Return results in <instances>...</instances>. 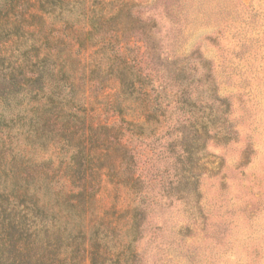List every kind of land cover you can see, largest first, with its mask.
Here are the masks:
<instances>
[{
	"label": "rangeland",
	"instance_id": "rangeland-1",
	"mask_svg": "<svg viewBox=\"0 0 264 264\" xmlns=\"http://www.w3.org/2000/svg\"><path fill=\"white\" fill-rule=\"evenodd\" d=\"M129 1L116 62L81 44L96 1L0 0V264H264V0ZM38 106L134 122L135 185L93 163L73 201L71 145L39 136Z\"/></svg>",
	"mask_w": 264,
	"mask_h": 264
},
{
	"label": "trees",
	"instance_id": "trees-1",
	"mask_svg": "<svg viewBox=\"0 0 264 264\" xmlns=\"http://www.w3.org/2000/svg\"><path fill=\"white\" fill-rule=\"evenodd\" d=\"M58 1L61 4L65 3V1H68L69 4L71 3V0ZM82 1L85 4V2L89 0ZM95 1L98 5L92 6L89 14V29L87 32H85V37L81 40V44H111L113 46V48H111V51H114L116 53V62L117 60H121L122 58L124 60L126 58L125 46L121 44L120 35H124V39H126V41L124 42L127 45L132 43V36H126V34L130 30H132L133 26V20H130L132 16L128 13V10L130 11L132 9V7H130V1L94 0V2ZM44 9L45 8H43V10ZM127 65L128 64L125 63L124 67L121 68V71H125L126 74L127 71L125 69H127ZM78 72L79 70L77 69V73ZM75 76L76 73L74 74L73 70L72 74L70 75L71 80L69 81L70 88L72 90L71 99L73 105L80 106L81 103H84V100L80 99L79 101H76V97L79 96V94L74 87ZM127 82L134 90L131 93L134 94L139 83L138 79H128ZM118 98L119 95L114 98L111 103L113 106L121 108V102ZM65 100H68V102H70L68 96H65ZM135 100H138L139 105L143 108L144 111H146V113L150 117L156 118V111L154 112L155 108L151 103L150 93L147 92V90H144V93L138 92V96L135 98ZM50 110L51 108H48V106H38L36 108V112L41 111L47 115V119H44L45 124H36V129L39 136L44 135V132L48 130L53 135V137H55V140H64L71 145L72 163L69 165L67 171L71 179V188H73V190L71 191L73 201H87L86 203L91 204L90 197L92 194H89V190L86 189V186L83 182V172L85 170L91 169L93 163L102 164L103 162H105L106 167L111 170L114 169V164L113 161L109 162V160L119 158L120 171L129 173V184L131 185V187L135 185V183L137 182L135 177L137 158V147L135 146V142L141 139L149 138V135L144 136V132H136L135 129L130 126V124L132 125V123L134 124V122L126 123L122 119H119L118 121L107 119L94 126L93 124H86V118H82L74 112H68L67 115H65L63 118L55 119V116L49 112ZM59 120H62L64 123H58L57 121ZM38 121L41 122L43 120L38 119ZM87 163H91V165L88 166L86 165ZM95 168L96 166H94V169ZM96 170L98 171V168H96ZM76 191H78V195H76ZM82 193H86V196L82 197ZM97 256L98 255H96L95 253H92L89 256L84 255L83 259H69L68 256H65L64 259L60 260L59 264H84L86 259L89 260V264H97L99 257Z\"/></svg>",
	"mask_w": 264,
	"mask_h": 264
}]
</instances>
